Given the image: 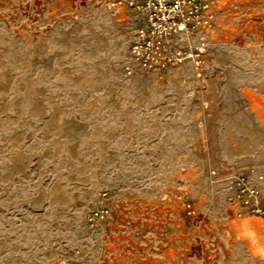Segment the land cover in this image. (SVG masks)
<instances>
[{"label": "rangeland", "instance_id": "1", "mask_svg": "<svg viewBox=\"0 0 264 264\" xmlns=\"http://www.w3.org/2000/svg\"><path fill=\"white\" fill-rule=\"evenodd\" d=\"M137 28L0 0V264H264V0H215L158 69Z\"/></svg>", "mask_w": 264, "mask_h": 264}, {"label": "built area", "instance_id": "2", "mask_svg": "<svg viewBox=\"0 0 264 264\" xmlns=\"http://www.w3.org/2000/svg\"><path fill=\"white\" fill-rule=\"evenodd\" d=\"M214 1L111 0V5H126L136 13L138 28L131 55L142 68L158 69L182 60L179 39L202 24Z\"/></svg>", "mask_w": 264, "mask_h": 264}]
</instances>
